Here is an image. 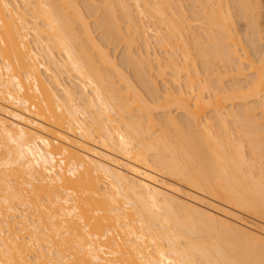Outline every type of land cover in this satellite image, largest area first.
<instances>
[{"label":"bare ground","instance_id":"obj_1","mask_svg":"<svg viewBox=\"0 0 264 264\" xmlns=\"http://www.w3.org/2000/svg\"><path fill=\"white\" fill-rule=\"evenodd\" d=\"M0 264H264V0H0Z\"/></svg>","mask_w":264,"mask_h":264},{"label":"rangeland","instance_id":"obj_2","mask_svg":"<svg viewBox=\"0 0 264 264\" xmlns=\"http://www.w3.org/2000/svg\"><path fill=\"white\" fill-rule=\"evenodd\" d=\"M96 32H97V31H96ZM95 34H96V33H95ZM110 48L113 49L114 47L110 46ZM115 49H116V48H115ZM118 50H119V48H117V51H118ZM156 81H157V82H156ZM155 82H156V85H158V83H161L159 80H156V79H155ZM158 86L160 87V85H158Z\"/></svg>","mask_w":264,"mask_h":264}]
</instances>
